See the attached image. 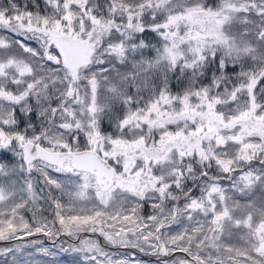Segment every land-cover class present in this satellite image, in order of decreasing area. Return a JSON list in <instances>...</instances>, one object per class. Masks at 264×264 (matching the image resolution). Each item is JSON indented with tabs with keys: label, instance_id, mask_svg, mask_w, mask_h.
<instances>
[{
	"label": "snow or ice",
	"instance_id": "1",
	"mask_svg": "<svg viewBox=\"0 0 264 264\" xmlns=\"http://www.w3.org/2000/svg\"><path fill=\"white\" fill-rule=\"evenodd\" d=\"M0 244L264 264V0H0Z\"/></svg>",
	"mask_w": 264,
	"mask_h": 264
},
{
	"label": "rangeland",
	"instance_id": "2",
	"mask_svg": "<svg viewBox=\"0 0 264 264\" xmlns=\"http://www.w3.org/2000/svg\"><path fill=\"white\" fill-rule=\"evenodd\" d=\"M85 235H87V234H85ZM29 239H31V238H29ZM41 239H43V237H41ZM62 239H67V237H63ZM99 239H100V242L103 244L104 243L103 242V238H99ZM0 246H3V245L0 244ZM45 246H49L50 247L51 245H45ZM62 254L64 256H62ZM137 255H139V254H137ZM56 259L60 262V264H70V262L73 261L74 257L70 253H61V254L58 255V257ZM141 259L146 260L147 258L141 256Z\"/></svg>",
	"mask_w": 264,
	"mask_h": 264
},
{
	"label": "flooded vegetation",
	"instance_id": "3",
	"mask_svg": "<svg viewBox=\"0 0 264 264\" xmlns=\"http://www.w3.org/2000/svg\"><path fill=\"white\" fill-rule=\"evenodd\" d=\"M21 2H23V0H21ZM137 254H139L140 256H142V257H146L147 259V261H150V260H152V261H155V257H153V256H145V255H142V254H140V253H137ZM176 255H180L179 253H177Z\"/></svg>",
	"mask_w": 264,
	"mask_h": 264
}]
</instances>
